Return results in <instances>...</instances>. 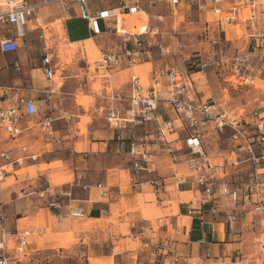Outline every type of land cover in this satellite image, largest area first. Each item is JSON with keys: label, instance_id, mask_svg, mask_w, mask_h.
<instances>
[{"label": "built area", "instance_id": "1", "mask_svg": "<svg viewBox=\"0 0 264 264\" xmlns=\"http://www.w3.org/2000/svg\"><path fill=\"white\" fill-rule=\"evenodd\" d=\"M53 1L61 3L62 19L70 17V9L74 6L95 36L103 32L101 22H112L107 30L116 36V46L109 50L99 49L98 58L88 61L86 65L88 76L101 78L106 87L110 86L113 70H120L122 66L133 68L151 58L153 52L163 61L174 55L173 41L178 31L173 29L170 33L166 30V15L161 11L153 12L154 9L160 7L169 10L173 23L184 16L182 9L198 14V47L186 56L184 66L164 63L152 72L151 85L148 87L144 86L139 74L132 73L129 95L123 97L111 93L108 97L130 101L131 107L120 118L121 121L135 125L153 122L155 126L152 133H132L128 138L130 163L127 172L130 183L148 184L152 193L159 195L164 192V178L156 173V156L164 153L174 162H184L194 184L193 194L186 202L187 215L203 224L208 214L212 222L221 219L231 232L237 234L245 232L246 224L239 219L248 215L251 218L250 229L258 232L252 239L251 252L244 254L241 249H236L232 251L231 257L238 259V264L255 263L264 251V115H260L258 109L246 112L243 109H230L214 101L201 100L193 75L199 74L206 78L210 73L216 74L232 88L256 82L264 88V0H107L114 5L95 11L90 9L88 0H41L36 3L0 0V26L14 29L10 37L0 38V52L15 53L19 39L25 35L27 21L36 18L38 6ZM123 16H138L137 21L142 24V28L138 30L136 25L132 26L133 30L120 28L118 20ZM39 38L45 40L43 33ZM232 41L240 43L231 49L229 45ZM43 50V77L53 82V53L48 45H44ZM15 68L19 69L17 65ZM86 85L87 79L81 83L82 87ZM25 88L29 92L40 91L44 97L19 96L12 105L6 106V96L0 95V129L9 138H15L22 132L19 123L23 116L41 115V130L50 142L60 145L61 139L54 135L53 118L50 115V101L56 88L52 85L42 90L29 86ZM161 103L168 104L175 117L160 118L156 110ZM43 111L46 113L42 114ZM108 120H118L114 110L109 112ZM176 123H179L185 137L182 143L174 144L169 136L176 132ZM206 128L231 131V148L227 155L215 160L207 153L201 132ZM256 146L261 147L259 154L254 150ZM38 159L39 154L29 153L26 146L0 149V264H11L13 261L19 264L27 251L29 238L41 236L45 232L43 226H31L11 233L3 222V184L6 178L25 170L27 166H31L38 176L41 175ZM243 164L247 165L244 177ZM22 176L25 181L30 180L26 171ZM186 182L185 176H175L174 190L178 191ZM97 187L99 195L104 197L111 186L98 184ZM21 192L23 195L34 193L56 213L59 222L64 218L63 209L71 219H83L86 216L83 208L71 202L70 190L46 184L36 190L24 187ZM65 198L68 200L65 201ZM210 232L215 234L217 230L211 226ZM144 233L140 230L138 235ZM10 236L16 239L12 244L13 256L8 252ZM139 241L140 249L147 250L151 258L167 260L170 264H206L216 258L204 235L195 241L201 247L197 254H193L190 242L187 243V250L182 252L178 249V242L173 239L143 241L139 238ZM77 244L80 246L85 242L79 240Z\"/></svg>", "mask_w": 264, "mask_h": 264}, {"label": "crops", "instance_id": "2", "mask_svg": "<svg viewBox=\"0 0 264 264\" xmlns=\"http://www.w3.org/2000/svg\"><path fill=\"white\" fill-rule=\"evenodd\" d=\"M27 1L36 3L41 0ZM88 1L92 11L114 5L107 0ZM36 12V18H30L24 27L25 35L19 39L17 51L9 54L0 52V95L6 96L4 104L10 106L19 96L44 97L40 91L29 92L25 88L27 86L39 90L48 85L54 86L56 93L52 95L50 101L52 108L50 115L53 118L54 135L61 139V144L54 145L41 130L39 125L41 115L23 116L19 123L22 132L15 138H9L0 129V149L7 150L19 145L26 146L29 153L39 154L38 161L42 170L41 175L38 176L31 166H27L25 170L18 171L15 175H9L3 184L5 228L11 233L31 226H43L45 230L41 236L29 238L27 251L20 258L19 264H33L39 260L36 258L46 250L55 251L60 259L73 257L77 264H91L90 259L99 261L100 258L90 256L85 251L86 262L84 263V260L81 259L85 256L80 253L81 251L79 252L77 242L83 240L88 243L102 238L110 240L111 243L131 238L139 244V238L143 241L173 239L178 242L180 251L185 252L188 248L187 243L190 242L193 254H197L201 251V247L195 241L200 235L207 238L209 247L213 255L216 256L206 264L213 262L215 264L217 262L238 264V259L231 257L232 251L241 249L244 254L250 253L252 239L258 233L256 230L250 229L251 218L248 215L239 219L240 222L246 224L245 232L240 234L231 232L221 219L212 222L208 214H206V222L203 224L188 216L186 202L193 194L194 188L188 167L184 162L172 161L164 153L158 154L154 163L156 173L164 178V192L161 194L152 193L148 184H131L127 172L130 163L128 138L132 133L135 135L152 133L155 126L153 122L135 125L121 121L120 118L125 116L131 107L130 101L112 99L108 96L111 93L117 96H128L132 73L141 76L145 87L150 86L152 72L163 66L164 63L184 66V64L178 65L172 62L174 57H185L184 52L176 51L177 48L173 47L174 55L165 61L159 59L153 52L151 58L134 68V72L132 68L124 66L120 70H113L110 75V86L106 87L101 78H90L87 74V62L92 61L88 55L87 46V50L83 45L76 48L75 54L71 58L67 52L73 42L85 43L84 41L87 39L93 41L96 50L114 48L117 38L107 30L112 22H101L103 32L95 36L90 31L88 22L79 17L74 6L71 7L70 17L67 19H62V6L57 1L38 6ZM187 12L190 11L187 10ZM130 20L131 18L123 20L124 26H128L131 23ZM262 29L264 30V28ZM13 32L12 27L0 26V38L10 37ZM42 33L45 40L39 38ZM103 36L115 37L108 39L106 48L95 43L97 38ZM114 40L116 41L114 42ZM37 41L40 45H36ZM239 43L232 41L229 46L232 49ZM44 45H48L53 53L52 63L55 67L53 82L44 79L42 73ZM15 65L19 69H16ZM13 71L19 72L16 73L19 76L13 77ZM213 76L219 85L223 83L216 74L210 73L206 78L199 74L193 75L198 97L201 100L214 101L226 106L225 102L206 95V92L211 90L209 78ZM85 79H87V85L82 87L81 83ZM23 80L29 83L23 86ZM162 81L164 85V78ZM95 82H98L100 86L96 90L92 88V84ZM261 87L263 88L262 85ZM220 89L221 93L227 91L226 87H220ZM262 91L264 92V88ZM79 92L93 98L92 104L87 108L77 102ZM84 101L82 100L80 103L85 104ZM261 102L256 109L260 111V115H264V97ZM112 110L117 114V121L108 120V114ZM44 113L46 112L43 111L42 114ZM156 113L163 119L176 115L166 103L159 104ZM84 118L89 120L84 122L86 130L82 132L79 126ZM184 137L179 123H176V132L169 136V140L174 144L182 143ZM254 150L259 154L261 147L256 146ZM241 167L244 177L247 173V165L243 164ZM25 171L30 177L29 181L23 179L22 173ZM177 175L185 176L187 182L183 183L178 191H175L173 182ZM46 184L53 185L57 189L70 190L71 202L83 208L86 214L85 218L71 219L63 209L64 218L59 222L56 213L49 209L46 203L38 199L34 193L23 195L21 192L24 187L29 186L32 190H36ZM98 184L111 186L106 196L99 195ZM67 200L68 198H65V201ZM211 226L216 228L215 234L210 232ZM140 230L145 233L138 235ZM69 233L74 239L70 244L66 242ZM15 242V237L10 236L8 252L11 256L14 254L12 244ZM140 250L145 252L147 261L137 264H170L167 260L151 258L147 250ZM46 257L48 259V256ZM102 261L105 262L108 259ZM11 264L18 263L13 261ZM251 264H264V251L260 253L259 259Z\"/></svg>", "mask_w": 264, "mask_h": 264}, {"label": "rangeland", "instance_id": "3", "mask_svg": "<svg viewBox=\"0 0 264 264\" xmlns=\"http://www.w3.org/2000/svg\"><path fill=\"white\" fill-rule=\"evenodd\" d=\"M161 11L163 12L166 17L164 21V26L166 30H168L170 33H172V30L178 31V34L175 37L173 41V47L177 48L176 51H182L185 57L190 54L192 50L198 47L197 41H198V32L200 30V24L198 23L197 14L196 12H193L190 10V12H187V10L182 9V13L184 14L183 17H180L178 22L173 23L172 17H170V11L165 10L163 8H156L153 10V12ZM188 13L190 14L188 16ZM124 20L130 19L129 16H124ZM122 20V17L120 18ZM182 21V22H181ZM99 37L95 40V43L97 45H100L102 47H108V39H114L115 37ZM177 39V41H176ZM116 40H114L115 42ZM36 45H40L39 42H36ZM81 45L84 46L86 49L87 45L86 43H78L70 46V50L68 49V56L72 57V55L75 54L76 48L80 47ZM61 47H64L63 45H60ZM87 50V49H86ZM94 55L90 54L89 51L88 55L90 60H94L98 58V52L93 46ZM185 57H174L172 62L182 65L186 64L187 59ZM136 67V66H135ZM132 68V71L134 72V68ZM10 70L12 72V68L10 67ZM13 71V77L19 76ZM12 74V73H11ZM211 90L210 92H206V95H211L212 98L219 99L222 102H225L226 107L230 109H243L246 112L250 110L256 109L259 105L261 100L264 97V92L262 91L263 88L261 87V84L259 82L248 85H241L237 86L236 88H232L231 86L227 85L226 83H221L220 85L217 83V80L215 79V76L212 78H209ZM221 82V81H218ZM29 82L23 80V86H26ZM259 83V84H258ZM99 83L95 82L92 84L93 89H98ZM220 87H226L227 91L226 94L221 93ZM222 98V99H221ZM85 100V104H81L80 101ZM77 102L84 106L88 107L92 104L93 98L90 96H85L83 93L79 92L77 94ZM263 103L261 102V105ZM89 119L84 118L82 120L81 125L79 126L82 132H85L84 122H87ZM202 136H203V144L204 148L207 151L208 154H210L213 157H216L219 159L221 156H225L228 154L231 146V131L230 130H224V131H218L215 129H202ZM67 239H70L69 241H66L68 244L74 241L73 236L71 233L67 235ZM115 241V240H114ZM116 240V242L111 243L110 240H107L106 238H102L98 241H92L85 243L83 245H78L79 249L81 250V254H83L82 257L79 258L81 260H84L85 263L86 260V254L84 255V252L87 251L90 256H98L100 259L93 260L90 259L89 262L91 264L100 263V264H134L136 261L137 263L140 262H146V255L145 252H142L140 250V244L137 241H134L131 238H128L127 240L119 241ZM87 242V241H86ZM139 246V247H138ZM37 256V255H36ZM48 256V259H46ZM109 258H106L108 257ZM36 259H39L38 261H35L33 264H77V261L75 258L68 257L67 259H60L55 251L46 250V252H43L42 255L38 256ZM103 262L102 260H107ZM31 264V263H27ZM158 264V263H155Z\"/></svg>", "mask_w": 264, "mask_h": 264}, {"label": "bare ground", "instance_id": "4", "mask_svg": "<svg viewBox=\"0 0 264 264\" xmlns=\"http://www.w3.org/2000/svg\"><path fill=\"white\" fill-rule=\"evenodd\" d=\"M141 15V14H140ZM129 17H131V20L129 21V22H131L128 26H124V24H123V18H125L124 16L122 17V20L121 19H119L118 20V26L120 27V28H123V29H126V30H133V28H132V26L133 25H136L137 26V29L139 30V29H141L142 28V24L140 23V22H138L137 21V18H138V16H129ZM58 20V19H57ZM58 25V24H57ZM81 25V24H80ZM85 25V24H84ZM79 26V25H78ZM83 29V28H82ZM72 34V33H71ZM85 43H87V47H88V51H89V53L90 54H93L94 55V51L92 50L93 49V41L92 40H88L87 39V41L85 40L84 41ZM73 45L74 44H78L77 42H73L72 43ZM69 50H70V48H69ZM98 51V50H97ZM68 54V53H67ZM73 56V55H72ZM70 57V56H69ZM92 57V56H91ZM90 57V58H91ZM71 58V57H70ZM70 239H67V241H69ZM96 261V260H95ZM95 264H100V263H95Z\"/></svg>", "mask_w": 264, "mask_h": 264}]
</instances>
